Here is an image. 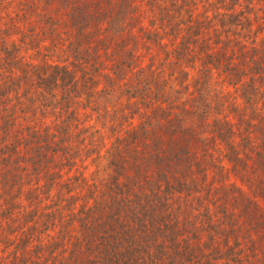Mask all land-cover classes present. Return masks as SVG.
Listing matches in <instances>:
<instances>
[{"label":"trees","instance_id":"trees-1","mask_svg":"<svg viewBox=\"0 0 264 264\" xmlns=\"http://www.w3.org/2000/svg\"><path fill=\"white\" fill-rule=\"evenodd\" d=\"M0 264H264V0H0Z\"/></svg>","mask_w":264,"mask_h":264}]
</instances>
